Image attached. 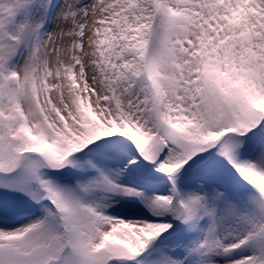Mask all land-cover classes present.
<instances>
[{
	"label": "snow or ice",
	"instance_id": "obj_1",
	"mask_svg": "<svg viewBox=\"0 0 264 264\" xmlns=\"http://www.w3.org/2000/svg\"><path fill=\"white\" fill-rule=\"evenodd\" d=\"M0 264H264V0H0Z\"/></svg>",
	"mask_w": 264,
	"mask_h": 264
}]
</instances>
